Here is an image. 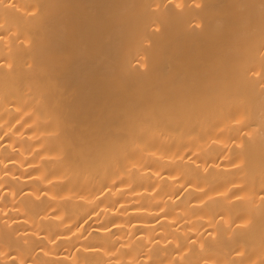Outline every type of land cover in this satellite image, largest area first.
<instances>
[{
  "label": "bare ground",
  "instance_id": "6f19581e",
  "mask_svg": "<svg viewBox=\"0 0 264 264\" xmlns=\"http://www.w3.org/2000/svg\"><path fill=\"white\" fill-rule=\"evenodd\" d=\"M0 264H264V0H0Z\"/></svg>",
  "mask_w": 264,
  "mask_h": 264
}]
</instances>
